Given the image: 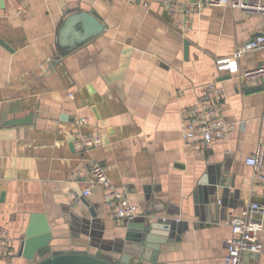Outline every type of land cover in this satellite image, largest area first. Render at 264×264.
Returning a JSON list of instances; mask_svg holds the SVG:
<instances>
[{"label": "crops", "instance_id": "0c3cea01", "mask_svg": "<svg viewBox=\"0 0 264 264\" xmlns=\"http://www.w3.org/2000/svg\"><path fill=\"white\" fill-rule=\"evenodd\" d=\"M146 1H0V227L11 245L0 264L44 220L59 247L84 241L71 226L93 225L99 251L125 240L127 222L111 216L101 187L80 205L70 195L88 185L93 164L150 211L151 222L170 225L153 229L146 257L131 264H224L231 220L253 202L264 205V183L245 162L264 141V83L243 84L217 68L264 33V15L205 7L184 31L170 13L174 0ZM90 10L104 30L83 40L78 23L62 44L68 17ZM260 57L246 53L239 63L255 67ZM215 80L224 90L222 115L235 125L224 139L197 146L182 137V111ZM79 132L103 142L82 151ZM219 178L229 180L225 194L212 183ZM243 263L264 264V249L245 253Z\"/></svg>", "mask_w": 264, "mask_h": 264}, {"label": "built area", "instance_id": "2783aa9c", "mask_svg": "<svg viewBox=\"0 0 264 264\" xmlns=\"http://www.w3.org/2000/svg\"><path fill=\"white\" fill-rule=\"evenodd\" d=\"M149 2L146 1L145 5ZM225 6L247 12L264 15V0H174L171 2L170 13L176 25L184 31L191 29L194 14L205 7ZM259 51L261 57L255 67L242 68L239 61L250 52ZM219 72L240 76L243 84L264 83V33L241 44L231 55L217 60ZM224 90L217 80L201 87L199 100L182 111L181 134L185 141L206 147L212 142L224 139L235 123H231L222 115L221 104ZM86 122L87 118H82ZM100 135H83L77 133L75 143L86 151L101 145ZM245 162L253 169L254 179L264 183V141H260ZM91 178L87 186L80 191L71 192L76 204H83L85 198L93 193L95 187L104 191L103 200L112 217L128 220L141 216H149L140 205L133 203L123 190L115 187L106 171L99 165L91 166ZM232 235L227 241V252L224 264H244L243 255L256 253L264 249L261 232L264 229V205L253 202L231 220ZM10 236L6 229L0 227V255L10 252Z\"/></svg>", "mask_w": 264, "mask_h": 264}, {"label": "water", "instance_id": "95a60500", "mask_svg": "<svg viewBox=\"0 0 264 264\" xmlns=\"http://www.w3.org/2000/svg\"><path fill=\"white\" fill-rule=\"evenodd\" d=\"M2 1V0H0ZM3 3H0L2 6ZM78 23L82 24V28L85 31L83 40L94 37L100 34L104 30V25L101 18L95 11H79L68 17L63 28L60 31L62 39L65 38L67 32ZM57 61H52L49 65L57 64ZM264 86L259 87L261 89ZM255 90V89H254ZM222 186L223 194H225L229 183L228 179L215 180L212 182ZM214 187H217L214 186ZM212 193H216V189L211 190ZM150 214L148 211L147 215ZM152 217L141 216L133 219L125 220L127 222V234L125 240L121 242L118 247L113 249V252L107 253L96 249L95 244L101 247V234H98V238L94 241L92 226H71L72 231L79 232V235H84V241L72 242L67 247H59L53 242L54 235L49 224L44 220L43 226L39 231H35V225H31L26 231V237L20 239L19 248L14 250L12 255H8L5 258L4 264H30L31 261H36V264H131L132 257L142 256L143 251L148 250L150 244L154 241L153 229L164 228L168 229L167 220L158 219L157 222H151ZM167 222V223H166ZM85 224L91 225L92 221H84ZM86 236V237H85ZM93 239V241H91ZM58 247V248H56ZM118 249V250H117ZM142 251V252H141Z\"/></svg>", "mask_w": 264, "mask_h": 264}]
</instances>
